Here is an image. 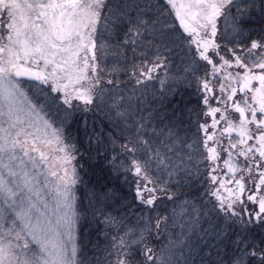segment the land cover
I'll return each mask as SVG.
<instances>
[{
    "label": "snow or ice",
    "instance_id": "obj_1",
    "mask_svg": "<svg viewBox=\"0 0 264 264\" xmlns=\"http://www.w3.org/2000/svg\"><path fill=\"white\" fill-rule=\"evenodd\" d=\"M0 264H264V0H0Z\"/></svg>",
    "mask_w": 264,
    "mask_h": 264
},
{
    "label": "trees",
    "instance_id": "obj_2",
    "mask_svg": "<svg viewBox=\"0 0 264 264\" xmlns=\"http://www.w3.org/2000/svg\"><path fill=\"white\" fill-rule=\"evenodd\" d=\"M171 207V206H170ZM93 238H94V236H93Z\"/></svg>",
    "mask_w": 264,
    "mask_h": 264
}]
</instances>
